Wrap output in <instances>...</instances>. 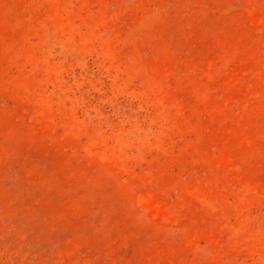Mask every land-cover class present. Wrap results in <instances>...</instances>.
Returning <instances> with one entry per match:
<instances>
[{"label":"rangeland","instance_id":"1","mask_svg":"<svg viewBox=\"0 0 264 264\" xmlns=\"http://www.w3.org/2000/svg\"><path fill=\"white\" fill-rule=\"evenodd\" d=\"M0 264H264V0H0Z\"/></svg>","mask_w":264,"mask_h":264}]
</instances>
